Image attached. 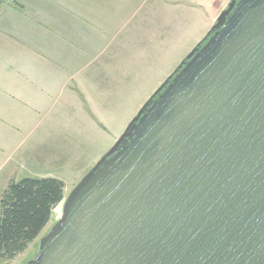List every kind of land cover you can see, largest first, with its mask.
Returning <instances> with one entry per match:
<instances>
[{"label": "water", "instance_id": "1", "mask_svg": "<svg viewBox=\"0 0 264 264\" xmlns=\"http://www.w3.org/2000/svg\"><path fill=\"white\" fill-rule=\"evenodd\" d=\"M25 264H264V0H230Z\"/></svg>", "mask_w": 264, "mask_h": 264}, {"label": "crops", "instance_id": "2", "mask_svg": "<svg viewBox=\"0 0 264 264\" xmlns=\"http://www.w3.org/2000/svg\"><path fill=\"white\" fill-rule=\"evenodd\" d=\"M229 2L0 0V181L74 188L84 172L61 170L89 156L90 129L107 136L89 106L116 99L171 39L204 37Z\"/></svg>", "mask_w": 264, "mask_h": 264}, {"label": "rangeland", "instance_id": "3", "mask_svg": "<svg viewBox=\"0 0 264 264\" xmlns=\"http://www.w3.org/2000/svg\"><path fill=\"white\" fill-rule=\"evenodd\" d=\"M184 37L180 39H171L165 48H162L160 51H156L155 53L151 54L149 65H151L150 68H153L150 71L143 69L144 67L148 66V63L145 60H142L141 65H139L140 68H136L139 70L138 74L141 72L139 79L135 80L133 84L127 85L123 89H120L117 98L114 97L116 99H109V102L103 101L102 103H98L96 101L89 106L92 115H94L95 119L102 124L104 127L103 129L107 130V136H103L101 139L95 134V130V133H93L90 129L89 135L90 138L93 139V143L91 147H88L89 156L86 157V160L85 158H82L80 160L81 163L75 167H63L61 171H66H63L62 174L64 178H70L74 174V171L75 173L84 172L85 175L90 170V168L114 145L115 141L124 132L129 122L143 106V104L149 99V97L154 93V91L190 53L193 47L203 38L193 39ZM69 138H71V136H69ZM29 170L34 172L31 163L27 165L25 170L21 171ZM16 174L18 176L17 179L19 180L20 178L29 177V173L23 174L22 177H19L22 174L21 172ZM76 184L77 183H75L74 186ZM5 186L6 183L1 180L0 198L3 191L6 189ZM72 186V182L65 181L63 200L55 208L50 222L43 229L40 235L33 242H31L22 253L15 256L12 260L0 261V264H25L35 256L39 239L59 219L64 200L73 189Z\"/></svg>", "mask_w": 264, "mask_h": 264}, {"label": "trees", "instance_id": "4", "mask_svg": "<svg viewBox=\"0 0 264 264\" xmlns=\"http://www.w3.org/2000/svg\"><path fill=\"white\" fill-rule=\"evenodd\" d=\"M63 196L56 178L9 182L0 198V261L12 260L40 235Z\"/></svg>", "mask_w": 264, "mask_h": 264}]
</instances>
